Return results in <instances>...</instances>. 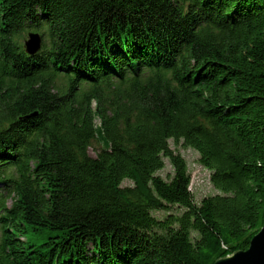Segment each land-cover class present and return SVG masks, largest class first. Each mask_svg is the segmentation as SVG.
<instances>
[{
  "label": "trees",
  "instance_id": "obj_1",
  "mask_svg": "<svg viewBox=\"0 0 264 264\" xmlns=\"http://www.w3.org/2000/svg\"><path fill=\"white\" fill-rule=\"evenodd\" d=\"M263 224L264 0H0V264H214Z\"/></svg>",
  "mask_w": 264,
  "mask_h": 264
},
{
  "label": "rangeland",
  "instance_id": "obj_2",
  "mask_svg": "<svg viewBox=\"0 0 264 264\" xmlns=\"http://www.w3.org/2000/svg\"><path fill=\"white\" fill-rule=\"evenodd\" d=\"M30 32V31H29ZM26 38V35H25ZM96 127L99 126L98 120L95 121ZM104 140L102 144L104 145ZM172 148L175 150L176 153L180 154L184 160L186 161L187 168L189 175L191 177V183H190V191L192 192L193 198L195 203H199L203 198L214 196L218 194V191L215 190V188L210 183V172L199 165L198 154L193 151L190 148L183 147L181 144L175 145L173 142H171ZM98 149L100 150L102 148L101 142L97 141L94 142L92 149ZM89 150L90 156H95V150ZM172 173V169L168 163V161H165V168L160 171L158 174L162 178H167ZM129 182H124L123 186L129 185ZM9 204L12 202L11 199H8L7 201ZM174 212L177 210V208H174ZM154 217L162 219L166 216L167 213L165 212H153L152 213Z\"/></svg>",
  "mask_w": 264,
  "mask_h": 264
},
{
  "label": "water",
  "instance_id": "obj_3",
  "mask_svg": "<svg viewBox=\"0 0 264 264\" xmlns=\"http://www.w3.org/2000/svg\"><path fill=\"white\" fill-rule=\"evenodd\" d=\"M28 55H34L41 49V37L36 33H29L24 42ZM214 264H264V224L260 231L251 239L248 249L237 251L214 262Z\"/></svg>",
  "mask_w": 264,
  "mask_h": 264
}]
</instances>
